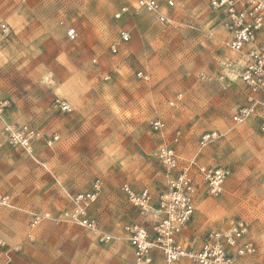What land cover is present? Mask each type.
<instances>
[{
    "label": "rangeland",
    "instance_id": "rangeland-1",
    "mask_svg": "<svg viewBox=\"0 0 264 264\" xmlns=\"http://www.w3.org/2000/svg\"><path fill=\"white\" fill-rule=\"evenodd\" d=\"M174 1L170 20L160 23L144 13L116 20L114 13L132 0H0L13 32L0 41L4 117L41 133L28 152L9 145L1 126L0 264H88L92 258L120 264L115 257L132 264L125 242L114 237L99 244L60 214L70 194L99 177L93 213L105 231L147 224L121 186L147 188L156 200L166 188L158 148L173 144L179 130L175 148L182 158L230 172L218 196L197 177L196 223L190 220L185 239L242 220L264 261V135L254 120L232 122L245 91L227 68L236 55L226 45L221 14L210 0ZM120 29L131 33L129 42L120 41ZM180 92L183 100L171 106ZM57 99L71 110L63 111ZM155 118L166 121L163 132L153 130ZM212 130L225 136L199 150L201 135ZM152 253L163 260L160 251Z\"/></svg>",
    "mask_w": 264,
    "mask_h": 264
},
{
    "label": "built area",
    "instance_id": "built-area-1",
    "mask_svg": "<svg viewBox=\"0 0 264 264\" xmlns=\"http://www.w3.org/2000/svg\"><path fill=\"white\" fill-rule=\"evenodd\" d=\"M210 6L221 14L220 24L227 34L226 45L236 55L227 68L231 69L234 80H239L245 91V101L235 109L232 122L239 125L255 120L264 135V0H210ZM173 7L174 0H166L165 3L160 0H134L131 5L116 11L114 18L119 20L129 13H146L160 23H167ZM74 33L71 30L68 34L74 38ZM12 34L9 21L0 12V41L11 38ZM119 34L121 42L131 40L128 30L120 29ZM110 50L116 54L117 44H112ZM137 75L148 79V74L143 71ZM182 100L183 93L180 92L170 105L176 106ZM57 103L63 111L71 110L66 102L57 99ZM5 109L6 102L1 100L0 122L4 121ZM151 126L154 131L163 132L166 121L155 118ZM2 131L9 145L22 147L28 152H32L34 141L41 135L27 124L17 125L14 122H3ZM224 136L219 130L203 133L199 150ZM180 139L179 130L173 144H162L158 148L166 188L156 200L147 188L136 192L127 182L121 186L147 223H134L124 228L133 249L134 264H154L152 252L155 249L162 253L164 264H178L185 259L190 264H264L259 259V245L250 237V226L242 220L233 223L231 228L211 230L201 237L185 239L184 230L196 211L197 177L204 182L211 195L218 196L223 192L230 172L225 168L201 164L197 157L182 158L175 148ZM102 185L98 177L90 190L70 194V205L61 212L60 220L85 228L94 233L99 242L108 243L113 236L104 232L99 220L90 213L101 194ZM38 221L36 218L33 225ZM0 245H4L1 239Z\"/></svg>",
    "mask_w": 264,
    "mask_h": 264
},
{
    "label": "crops",
    "instance_id": "crops-1",
    "mask_svg": "<svg viewBox=\"0 0 264 264\" xmlns=\"http://www.w3.org/2000/svg\"><path fill=\"white\" fill-rule=\"evenodd\" d=\"M134 0H132V2H133ZM144 14H146V13H144ZM129 15V14H128ZM147 15H149V14H147ZM153 20H155V21H157L152 15H149ZM157 22H159V21H157ZM131 34V33H130ZM131 38H132V35H131ZM3 122H12V120H11V118L8 116V115H5V117H4V121ZM3 122H0V130H1V126H3ZM254 123L257 125V122L254 120ZM3 134V133H2ZM126 183V182H125ZM91 189V187L89 188V189H87V190H90ZM87 190H84V191H87ZM82 192V191H81ZM96 204V203H95ZM95 204L92 206V208H91V210H90V213H92V215L93 216H95V217H97V215H95L94 213H93V208H94V206H95ZM69 207V206H68ZM195 214H196V211H195ZM195 214H194V216H193V218L191 219V222H190V224L189 225H193L194 223H196V220H195ZM116 222V221H115ZM131 224H134V223H131ZM127 225H130V224H123V226L121 227V228H119V230L117 231V233H112V232H109L108 230L107 231H105V229H104V227H103V225L101 224V221H100V226H101V228L103 229V231L104 232H106L107 234H110L111 236H113V238L114 237H116V240L118 241V243H121V244H124V242L127 244V248H128V250L129 251H131L132 252V254H133V258H132V256H131V260H130V262H132V264H134V253H133V249H132V247H131V245H130V242H129V240H128V235H127V233L125 232V230H124V228H125V226H127ZM93 238H94V240L96 241V242H98L99 244H101L100 242H99V240H98V238H97V236L94 234V233H92V232H89V231H87ZM113 232H115V230L113 231ZM203 236V235H202ZM200 237V236H199ZM250 237L254 240V237H252L251 235H250ZM112 241V240H111ZM255 241V240H254ZM109 243H111V242H108L107 244H109ZM103 244H106V243H103ZM28 251H31L29 248H28ZM25 253H28L27 252V250L25 251ZM31 253V252H30ZM106 261V260H105ZM107 262V261H106ZM112 262H119L120 264H124V263H126L125 262V260L124 259H119V258H113V261ZM94 263V258H92L91 260H89V262H88V264H93ZM190 263V262H189ZM154 264H164V261L162 260V259H159L158 257H157V255L156 256H154Z\"/></svg>",
    "mask_w": 264,
    "mask_h": 264
}]
</instances>
